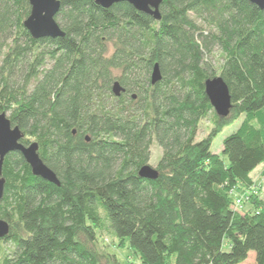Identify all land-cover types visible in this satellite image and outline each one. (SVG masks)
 I'll list each match as a JSON object with an SVG mask.
<instances>
[{
    "label": "trees",
    "instance_id": "trees-1",
    "mask_svg": "<svg viewBox=\"0 0 264 264\" xmlns=\"http://www.w3.org/2000/svg\"><path fill=\"white\" fill-rule=\"evenodd\" d=\"M60 5L65 36L36 40L24 26L29 0H0V113L24 145L38 143L60 183L36 176L21 151L5 157L0 221L10 232L0 246H14L1 264H120L101 246L107 227L141 264H242L251 251L264 264L253 179L264 166V10L251 0H163L158 21L129 2ZM218 76L232 97L226 117L206 94ZM203 120L212 128L197 142ZM154 142L162 157L151 180L139 172ZM237 194L248 197L241 209Z\"/></svg>",
    "mask_w": 264,
    "mask_h": 264
},
{
    "label": "water",
    "instance_id": "water-1",
    "mask_svg": "<svg viewBox=\"0 0 264 264\" xmlns=\"http://www.w3.org/2000/svg\"><path fill=\"white\" fill-rule=\"evenodd\" d=\"M101 7L111 8L116 3L129 2L140 12L152 15L156 20L161 19L160 5L163 0H94ZM257 7L264 10V0H251ZM32 7L31 13L24 23L34 39L41 38H60L65 36V32L58 25L56 15L61 9L60 0H29ZM154 84L162 80L160 67L154 65L151 75ZM206 94L210 98L213 109L218 116L226 117L230 114L232 107V97L229 86L226 85L221 76L208 79L205 84ZM116 96L124 92L119 81L113 86ZM24 133L18 127H13L10 118L5 113H0V200L3 198L5 189V178L2 171L4 159L11 152H22L26 161L29 163L32 172L51 183L60 185L56 172H53L47 164L41 160L39 155L38 143L33 142L26 146L22 139ZM140 177L155 180L158 171L155 168L145 165L139 172ZM9 225L4 220L0 221V239L9 234Z\"/></svg>",
    "mask_w": 264,
    "mask_h": 264
},
{
    "label": "rangeland",
    "instance_id": "rangeland-1",
    "mask_svg": "<svg viewBox=\"0 0 264 264\" xmlns=\"http://www.w3.org/2000/svg\"><path fill=\"white\" fill-rule=\"evenodd\" d=\"M8 116V114H7ZM244 117H241L240 120L235 122L234 124L230 125V127H227L223 130L222 133L213 141L212 145V153L221 155V152L223 150V144L225 138L231 136L232 133H234L242 124ZM259 121L261 124H264V115L260 116ZM212 125L210 121H202L200 124L199 134L197 137V142L199 140H202L203 138L207 137L209 135V131L211 130ZM162 150L161 148L156 144V142L153 143L152 149H151V159L149 161V166L152 168H155L158 161L161 159ZM156 169V168H155ZM264 166H260L255 172L253 173V179L258 184L261 185L262 188L260 190L259 196H261L262 202H264V174H263ZM247 199H245L246 201ZM243 207V206H242ZM252 209L251 205L247 202L244 206L243 210H240L241 212H245V210ZM100 237V243L101 246L108 249L112 254L116 253L117 258L120 261V264H141L140 257L137 253H135L130 247L129 240L126 242L120 241L116 236L113 235L112 231L109 227L102 229L101 232H99ZM226 245L228 242L225 243ZM106 245V247H105ZM14 244L11 243H3L0 246V264L2 261L3 256L6 253H9L13 249ZM255 258L256 254L255 252L250 253V256L248 260L242 264H255Z\"/></svg>",
    "mask_w": 264,
    "mask_h": 264
},
{
    "label": "built area",
    "instance_id": "built-area-1",
    "mask_svg": "<svg viewBox=\"0 0 264 264\" xmlns=\"http://www.w3.org/2000/svg\"><path fill=\"white\" fill-rule=\"evenodd\" d=\"M236 197L237 198H236V203H235V209H241L245 203V199H248V197L246 194L245 195L237 194Z\"/></svg>",
    "mask_w": 264,
    "mask_h": 264
}]
</instances>
